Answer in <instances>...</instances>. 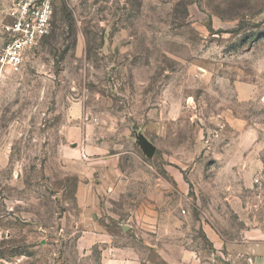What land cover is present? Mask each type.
<instances>
[{
  "label": "rangeland",
  "instance_id": "1",
  "mask_svg": "<svg viewBox=\"0 0 264 264\" xmlns=\"http://www.w3.org/2000/svg\"><path fill=\"white\" fill-rule=\"evenodd\" d=\"M86 123L142 176L99 214L112 245L264 253V0H56L50 34L0 77V264H101L77 226L69 132Z\"/></svg>",
  "mask_w": 264,
  "mask_h": 264
},
{
  "label": "crops",
  "instance_id": "2",
  "mask_svg": "<svg viewBox=\"0 0 264 264\" xmlns=\"http://www.w3.org/2000/svg\"><path fill=\"white\" fill-rule=\"evenodd\" d=\"M93 126L92 123H86L81 127L72 128L69 132L71 140L75 143L72 154L83 169L79 172V183L75 191L76 202L80 210L77 226L83 228L81 243L105 245L101 264H161L149 257L152 253L161 255L168 264H206L195 251L184 250L181 246H176L175 255L170 258L169 253L163 248L161 250L158 244L155 245L156 247L153 245L147 247L146 243L145 246L149 252L147 256L141 254V244L139 246L137 244H111L112 234H108L107 226L102 225L99 214L104 210L106 203L110 200H117L116 198L125 194L130 181L133 179L139 181L142 176L140 173H127L123 163V156L126 153L102 140L103 126L98 125V130ZM145 210V204H141L138 208L139 212ZM143 225V231L149 233L146 229H152L151 226L154 224L150 225L149 222H145ZM164 225L162 223L156 226L157 232L158 229L164 228ZM128 229L129 227H125V235ZM160 234L152 235L157 240L161 238ZM154 249L155 251H152ZM249 264H264V253L252 257Z\"/></svg>",
  "mask_w": 264,
  "mask_h": 264
},
{
  "label": "built area",
  "instance_id": "3",
  "mask_svg": "<svg viewBox=\"0 0 264 264\" xmlns=\"http://www.w3.org/2000/svg\"><path fill=\"white\" fill-rule=\"evenodd\" d=\"M56 0H12L0 9V77L20 71L36 45L52 29Z\"/></svg>",
  "mask_w": 264,
  "mask_h": 264
},
{
  "label": "water",
  "instance_id": "4",
  "mask_svg": "<svg viewBox=\"0 0 264 264\" xmlns=\"http://www.w3.org/2000/svg\"><path fill=\"white\" fill-rule=\"evenodd\" d=\"M136 143L140 146L147 157H152L156 151V146L144 135L140 134L136 138Z\"/></svg>",
  "mask_w": 264,
  "mask_h": 264
}]
</instances>
